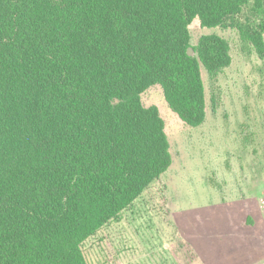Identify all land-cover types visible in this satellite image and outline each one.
I'll use <instances>...</instances> for the list:
<instances>
[{"label":"trees","instance_id":"1","mask_svg":"<svg viewBox=\"0 0 264 264\" xmlns=\"http://www.w3.org/2000/svg\"><path fill=\"white\" fill-rule=\"evenodd\" d=\"M196 19L264 56V0H0V264H88L83 244L170 169L142 95L161 86L199 127L201 65L232 63L219 35L192 46Z\"/></svg>","mask_w":264,"mask_h":264},{"label":"rangeland","instance_id":"2","mask_svg":"<svg viewBox=\"0 0 264 264\" xmlns=\"http://www.w3.org/2000/svg\"><path fill=\"white\" fill-rule=\"evenodd\" d=\"M190 33L193 47L207 35L224 38L232 63L214 76L201 65L199 127L180 119L161 86L142 95L164 121L172 165L83 244L88 264H264V56L235 27L196 19Z\"/></svg>","mask_w":264,"mask_h":264},{"label":"water","instance_id":"3","mask_svg":"<svg viewBox=\"0 0 264 264\" xmlns=\"http://www.w3.org/2000/svg\"><path fill=\"white\" fill-rule=\"evenodd\" d=\"M188 54H189L190 56H194V55H195V51H194L192 48H190V49L188 50Z\"/></svg>","mask_w":264,"mask_h":264}]
</instances>
